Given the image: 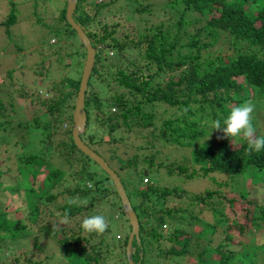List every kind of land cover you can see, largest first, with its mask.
Here are the masks:
<instances>
[{
    "label": "trees",
    "instance_id": "obj_1",
    "mask_svg": "<svg viewBox=\"0 0 264 264\" xmlns=\"http://www.w3.org/2000/svg\"><path fill=\"white\" fill-rule=\"evenodd\" d=\"M118 2L123 1L77 0L74 11L75 22L96 51L91 73L109 92L108 97L101 99L99 92L88 89V80L84 99L86 126L88 107H91L99 127L108 136L105 141L98 137V143L121 141V135L115 137L121 128L142 137L143 130L150 129L144 135L147 147L157 139L188 146L192 162L198 166L188 174L186 165L156 163L155 155L139 153L141 147H136V153L125 159L108 150L104 155L97 148L104 157L97 154L120 178L128 199L131 195L135 201L132 205L129 199L139 224V243L133 240L131 246L132 261L135 264H184L185 260L186 264H190L188 260L192 264H246L244 261L257 264L264 253V202L259 203L256 198L249 200V191L239 193L238 199H226L215 190L188 195L179 187L157 185L154 180H158L157 172L163 168L167 175L175 170L177 176L189 178L225 175L229 182L226 185L242 184V180L264 185V149L250 152L246 140L231 141L222 132L214 144L198 141L207 133L209 126L202 121L208 117L223 122L235 105L248 100L255 107L263 105L264 0H161L158 9L149 0H129L125 6H116ZM8 4L9 13L2 22L5 27L16 20L14 3ZM59 19L66 28L65 37H76L65 20V8ZM80 48L85 57L81 44ZM58 53L42 57L38 65L43 66ZM15 73L19 75L17 68L6 71L12 77ZM79 81L80 78L65 82L61 79L56 86L58 99L41 103L49 118L43 125L37 120L36 126L49 144L37 153L18 158L13 177L17 183L10 181L7 186L0 183L2 190L19 192L26 207L24 214L19 210H0V242H3L0 260L5 264L11 255L5 256L4 248L15 249L19 241L28 237L33 249L21 245L25 260L20 262L16 257L17 264L31 261L35 264H127L125 247L129 233L118 240L117 233L112 232V218L124 215L119 197L104 172V178H99L90 170L92 161L77 149L71 138V114ZM64 83L67 85L62 86ZM9 85L16 88L12 93L20 91L14 98L25 99L21 84ZM101 101L109 107L108 117L100 111ZM162 103L174 107L176 114L180 111L179 115L160 120L155 113L145 111ZM1 108H5L2 99ZM7 125L9 121L1 124ZM14 128L16 133L20 132ZM58 128L62 140L55 143L52 137ZM88 138L93 146L94 137ZM42 172L45 177L39 181L38 175ZM88 183L91 187H87ZM112 195L118 203H109ZM262 196L264 200V190ZM70 198L84 202L69 205ZM222 198L230 209L241 203L245 222L235 215L222 213L219 207ZM105 202L112 207L114 217L101 209ZM204 211L210 213L211 221L202 216ZM66 212L69 223L62 225L60 220ZM94 214L104 215L108 222L102 234H89L81 228L83 219ZM126 227L130 230L129 225ZM251 231L261 234L253 233L250 237ZM216 235L223 239L215 244ZM192 246L199 249L194 251L195 257Z\"/></svg>",
    "mask_w": 264,
    "mask_h": 264
},
{
    "label": "rangeland",
    "instance_id": "obj_2",
    "mask_svg": "<svg viewBox=\"0 0 264 264\" xmlns=\"http://www.w3.org/2000/svg\"><path fill=\"white\" fill-rule=\"evenodd\" d=\"M9 1L14 3L16 20H14V22L8 27H4L1 23L7 18L9 13ZM122 1L123 2L116 3V6L123 4L125 6L126 2L128 4L130 3L129 0ZM159 1L161 0H149V2L153 3L155 9L159 8ZM65 7L66 1L64 0H0V99L3 100L5 107L0 109V183H2L3 186L10 184V181L17 183L16 178L13 179V177L16 175L18 158L20 156L25 157L30 153H37L41 148H44L49 144L48 140L41 136L37 131L38 129L36 126L37 120L43 125L46 119L49 118V114L41 103L45 100L58 99L60 95L56 91V86L60 83L61 79H64L65 82V80L69 78L77 80L81 77L82 65L84 63L83 50L80 48L77 36L65 37L64 29L66 28L63 25V22L59 19V16L62 14ZM113 8H109L108 11L113 12ZM56 41L57 43L52 45ZM58 46L59 48H57ZM56 52H59L56 54L57 57H54V59H52L53 57L48 59L43 66L38 65V63L41 62L42 57L46 58L50 54L52 55V53ZM11 68H17L19 75L15 73L13 74V77L12 75L8 76L6 71ZM33 70H36V74ZM40 71L43 72V74H40ZM11 82H18L21 84L20 89L26 93V96L24 97L25 99L14 98V94L17 95L20 91L12 93L14 87L12 88V86L9 85ZM65 85H67V83H64L62 86ZM91 88L100 93L101 99H105L109 96V92L106 88L101 86L97 79H95L94 73H91L89 78L88 89ZM29 89L30 91L27 93V90ZM65 90L69 89L66 88ZM35 93L38 94L36 99ZM261 104L263 105L255 107L252 114V122L256 129V133L259 136H264V102ZM174 110V107H170L163 103L155 104L154 108H145V111L155 113L156 118L160 120H164L172 115H179L180 111H177L176 114ZM100 111L105 117L109 116V107L106 102L101 101ZM7 121H9V125L2 127L1 124ZM212 121L214 120H211V117L202 121L209 127L206 128V135L198 139L200 143L206 141L211 145L217 142L218 134L220 132L212 131ZM17 123H22L25 126L17 127ZM67 126L68 123L65 122L63 127L66 128ZM14 127H16L17 130H20V132L16 133ZM120 130L119 134L116 132L117 135H115V137L121 135V141H112L111 144H107L106 142L98 143V137H102V140L105 141L108 140V136L106 131L99 127V121L95 120L92 108L88 107V125L85 128V132L80 136L86 146L100 155H102L100 152L106 155L105 151L108 150V152L116 153L118 156L125 159L130 157L133 153H136V147H141L142 149L139 153L155 155L156 163L162 162L165 164H172L173 166L186 165L188 174L192 172L191 168L198 167L192 162V156L190 154L191 148L188 146H178L171 142L157 139L152 145L150 144L147 147V139L144 135L146 134V131H149L150 129L143 130V137L138 133V135H136L138 138H136L133 133H129L125 128H121ZM89 136L94 137L92 139L94 142L93 146L91 144L92 141H88ZM52 139L55 143L62 140V132L59 128ZM97 148L100 149V152ZM89 166L90 170L96 176L104 178V173L99 167L92 162H90ZM144 166H146V164H144ZM76 168L77 165L74 166V169ZM121 173L123 176L122 171ZM157 173H159L158 180H154L157 185L167 187L176 186L181 190H184L188 195L201 194L206 190H215L219 191L224 197H226V199H238L239 193L249 191L247 197L249 200H254L256 198L259 203L264 202L262 196L264 185L262 183L253 184V182L250 183L249 181L245 183V181L242 180V184L226 185V183L229 182L225 175L210 174L204 178H189L186 176H177L175 170H173L172 175H167L166 170L163 168L159 169ZM44 177L45 172L40 173L38 175L39 181L43 180ZM132 177L135 178L134 176ZM211 178H213L214 182ZM143 182L145 181L143 180ZM148 183L151 184L150 181ZM220 183L222 185L218 186L217 184ZM87 187H91V184L88 183ZM2 188L0 186V210H19L24 214L26 212V207L24 202H22L23 200L20 198L19 192L15 190H2ZM126 190H128V193L130 192L128 187ZM2 198H4V200ZM88 198L89 197H86V199ZM129 199L131 200V204L135 205V201L131 195H129ZM215 200L219 201L216 198ZM83 202L82 199H77V203L82 204ZM106 202L101 209H105V211L109 212L110 215L114 217L113 211L111 210L112 207H110L109 203H118L117 198L115 195H112L109 197V203L107 204ZM219 207L223 209V214H228L230 217L235 215L236 219L245 222L244 218H242V205L240 202L236 203L230 209L225 199L222 198ZM101 209L100 212L103 211H101ZM95 210L98 211L99 208H96ZM202 216L208 221L213 219L209 212L206 213L204 211ZM115 218L116 216L112 218V226L114 227L112 228V232L118 234V237L116 234L115 238L119 240V237L121 239V236L129 233L130 230L126 227L128 222L126 223L127 219L124 215L120 214L118 219ZM253 233L255 235L261 234L260 231H251L248 235L253 237ZM232 234L235 235V232ZM222 239L223 236L218 237V235H216L215 244ZM41 240L43 241V239ZM2 243L3 242H0V244ZM23 244L32 248L31 237L19 241L15 249L13 246H10V249L4 248L5 250L2 252H4L5 256L11 255V260L6 264H17L14 262V258L16 257L19 258L20 262L25 260L24 250L20 248ZM195 250L199 251L198 248L195 249V247L192 246L191 253L193 252V257H195ZM36 257L37 256L34 255L33 259ZM204 259H208V257ZM260 259L261 260L258 261L257 264H264V253L260 255ZM192 262V260L187 261V263L190 264H192ZM244 262L248 264L247 261ZM23 263L35 264L34 261ZM0 264L5 263L0 260ZM184 264H186V260L184 261Z\"/></svg>",
    "mask_w": 264,
    "mask_h": 264
},
{
    "label": "water",
    "instance_id": "obj_3",
    "mask_svg": "<svg viewBox=\"0 0 264 264\" xmlns=\"http://www.w3.org/2000/svg\"><path fill=\"white\" fill-rule=\"evenodd\" d=\"M77 0H67L66 8H65V20L67 24L70 26L72 30L75 31L76 36L83 46L85 50V58L84 63L82 65V72L79 81L78 91L76 100L74 103V108L71 114L72 117V130H71V138L74 145L77 149L83 153L86 157H88L93 163H95L101 171H103L116 191L117 196L119 197V201L121 204V210L128 220V225L130 227V231L127 238V243L125 247V256L127 264H135L132 261L131 253H132V241L135 240L137 244L139 243V224L137 216L134 210L131 207L130 201L126 195V191L120 181L118 175L107 165L104 159L99 156L96 152L91 150L88 146H86L80 138V135L85 131L87 115L85 112V92L87 90L88 80L90 78L94 62H95V49L92 47L90 40L82 30V28L74 21L73 14L76 8Z\"/></svg>",
    "mask_w": 264,
    "mask_h": 264
},
{
    "label": "clouds",
    "instance_id": "obj_4",
    "mask_svg": "<svg viewBox=\"0 0 264 264\" xmlns=\"http://www.w3.org/2000/svg\"><path fill=\"white\" fill-rule=\"evenodd\" d=\"M64 1L67 2V0ZM254 110H255V104L251 100L245 101L239 105H235L231 108L230 113L227 115V117L223 119V122H221L220 119H216L211 122V128L213 129L212 131L222 132L223 137L228 138L231 141L235 140L236 138H243L248 142V150L250 152L251 151L260 152L262 149H264V136L256 135V129L252 122L253 121L252 114ZM111 111H114V109H111ZM76 203H77V198H70L68 201L69 205H74ZM68 223H69V215L66 212L62 216L60 220V224L66 225ZM55 227L57 226L54 225V228ZM81 228L84 232L89 234L91 233L102 234L107 230L108 222L104 215H100V214L89 215L83 219L81 223Z\"/></svg>",
    "mask_w": 264,
    "mask_h": 264
}]
</instances>
